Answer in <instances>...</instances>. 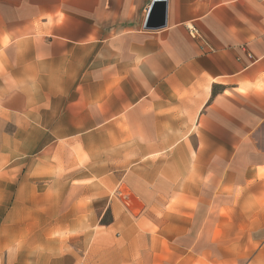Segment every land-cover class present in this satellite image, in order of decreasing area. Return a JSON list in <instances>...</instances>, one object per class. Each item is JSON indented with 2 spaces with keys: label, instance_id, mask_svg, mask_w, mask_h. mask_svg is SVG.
I'll list each match as a JSON object with an SVG mask.
<instances>
[{
  "label": "crops",
  "instance_id": "obj_1",
  "mask_svg": "<svg viewBox=\"0 0 264 264\" xmlns=\"http://www.w3.org/2000/svg\"><path fill=\"white\" fill-rule=\"evenodd\" d=\"M0 0V264H264V0Z\"/></svg>",
  "mask_w": 264,
  "mask_h": 264
},
{
  "label": "water",
  "instance_id": "obj_2",
  "mask_svg": "<svg viewBox=\"0 0 264 264\" xmlns=\"http://www.w3.org/2000/svg\"><path fill=\"white\" fill-rule=\"evenodd\" d=\"M166 1L156 0L149 12L147 22L145 24L146 29H160L165 26L166 23Z\"/></svg>",
  "mask_w": 264,
  "mask_h": 264
}]
</instances>
